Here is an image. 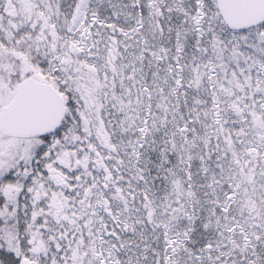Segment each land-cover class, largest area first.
I'll list each match as a JSON object with an SVG mask.
<instances>
[{
  "label": "snow or ice",
  "instance_id": "6c2138e0",
  "mask_svg": "<svg viewBox=\"0 0 264 264\" xmlns=\"http://www.w3.org/2000/svg\"><path fill=\"white\" fill-rule=\"evenodd\" d=\"M0 264H264V0H0Z\"/></svg>",
  "mask_w": 264,
  "mask_h": 264
}]
</instances>
